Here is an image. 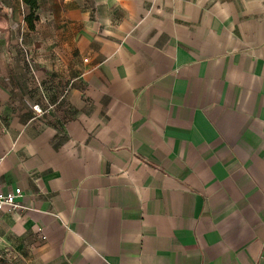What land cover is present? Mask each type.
I'll use <instances>...</instances> for the list:
<instances>
[{"label": "crops", "instance_id": "obj_1", "mask_svg": "<svg viewBox=\"0 0 264 264\" xmlns=\"http://www.w3.org/2000/svg\"><path fill=\"white\" fill-rule=\"evenodd\" d=\"M58 1L25 52L0 41V182L25 207L0 239L28 264H264V0Z\"/></svg>", "mask_w": 264, "mask_h": 264}, {"label": "rangeland", "instance_id": "obj_2", "mask_svg": "<svg viewBox=\"0 0 264 264\" xmlns=\"http://www.w3.org/2000/svg\"><path fill=\"white\" fill-rule=\"evenodd\" d=\"M51 1L48 2L47 0H40V8H39L38 13H37L39 16V20H40L42 8L46 7L47 5H50ZM59 3H61V5H64V0H61L60 2L58 1V4ZM18 5L19 6L21 5L20 0H0V41H2L4 38L11 39V37H12V39H13V38L18 37V39H21V42L19 41L20 49L23 52H25L27 50V48L25 47L26 39L30 42V41H34V39L35 38L37 39L38 37H37L36 32L30 31L28 29L26 23H25V26L24 25L18 26V25H16L17 20H15V18L12 17L13 21L11 22V18L8 17V15L4 12L5 8L16 7ZM23 10H24V21H25V16H26L28 10L25 6H24ZM37 24H38V22L36 23V25ZM48 36H50V35H48ZM39 37H40V35H39ZM33 44L36 45V47H39L41 45V42L35 41ZM15 50L17 51L16 48H15ZM25 63L29 67V73L31 75V79H32L33 83H35V84L46 83V84H49V85H47L49 88H51V86H53V84H51L52 83L51 79L47 80L48 78H46L45 80H39L36 78L38 65H37V63H35V61L33 59H28V60H26ZM15 78H16V81H18V83H19L20 75H18ZM60 94L61 93H59V95H58L59 97H60ZM7 105L8 104H6V102H0V121H1L0 125L1 126L3 125L2 117L3 116L5 117L6 110L8 109V108H6ZM18 112H20V108H18ZM9 244L10 243L5 242L3 239H0V264H28L30 259L27 257L25 252L21 251L19 249V247L15 248V247H12L11 245L9 246Z\"/></svg>", "mask_w": 264, "mask_h": 264}, {"label": "built area", "instance_id": "obj_3", "mask_svg": "<svg viewBox=\"0 0 264 264\" xmlns=\"http://www.w3.org/2000/svg\"><path fill=\"white\" fill-rule=\"evenodd\" d=\"M51 92H55L54 88H51ZM69 92V88L66 87L63 92H61L58 104L64 102L66 96ZM50 94L46 91H42L41 93V103L35 104L32 109L36 113L37 116H43L51 110L55 109V105L50 101ZM57 94V90H56ZM23 192L20 188H16L13 190H6L5 186L2 182H0V212H19L23 210L24 204L22 202Z\"/></svg>", "mask_w": 264, "mask_h": 264}, {"label": "trees", "instance_id": "obj_4", "mask_svg": "<svg viewBox=\"0 0 264 264\" xmlns=\"http://www.w3.org/2000/svg\"><path fill=\"white\" fill-rule=\"evenodd\" d=\"M28 12L25 16V23L30 31H35L36 23L39 21L38 10L40 8V0H22Z\"/></svg>", "mask_w": 264, "mask_h": 264}]
</instances>
